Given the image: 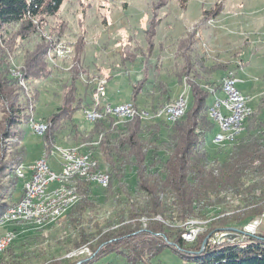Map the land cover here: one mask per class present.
I'll use <instances>...</instances> for the list:
<instances>
[{"label":"trees","instance_id":"trees-1","mask_svg":"<svg viewBox=\"0 0 264 264\" xmlns=\"http://www.w3.org/2000/svg\"><path fill=\"white\" fill-rule=\"evenodd\" d=\"M66 1L0 0V217L18 202L13 197L22 182L17 171L26 157V150L21 145L23 128L29 126L33 116L31 107L35 111L40 99L37 85L53 75L48 55L59 42L58 37L65 34L67 26L64 21L57 22L58 27L49 21L61 14ZM222 11V4L215 5L204 11V20H213ZM83 18L84 15L80 25L84 24ZM159 23L155 16L148 21L144 46L134 37L120 46L122 67L143 64V76L132 85L131 103L138 109L152 112L172 100L168 85L160 80L161 47L154 66V80L158 98L165 101L153 102L145 108L138 104L139 97L147 92L153 81L150 83L149 70L157 49L154 40ZM81 30L86 31L83 26ZM39 31L56 37L37 43L33 49L25 48L26 41ZM197 35V31L192 32L176 44V63L171 68V77L180 85L186 82L192 101L190 103L189 99L184 117L172 125L164 119L146 122L139 117L115 125V118L108 116L88 123L89 130H80L75 116L77 113L84 116V111L92 107L94 93L93 86L82 81L94 78L85 66V43L76 46L69 80L62 85L61 105L44 121L48 124L43 136L44 156L48 158L60 136L69 131L70 140L84 145V149L99 161L97 168L109 174L110 184L103 191L112 195L117 190L115 198L122 206L116 215V226L109 228L97 248H93L87 214L97 209L96 193L89 181H77L79 201L57 223L63 219L62 226L74 233L75 250L87 248L94 255L83 264H91L109 253L118 254L126 264H146L169 247L193 264H264V237L261 235L223 244L208 241L203 247L208 236L214 237L231 228L242 229L264 213V95L246 120L244 132L233 144L217 147L216 154H212L208 144L216 125L209 115L211 95L208 88L205 90L199 83L205 82L206 86L221 90V85L216 86L208 77L229 69V66L215 64L208 67L206 55L197 50ZM20 55V71L29 94L11 74ZM80 83L85 86L83 93ZM94 143L96 145H91ZM131 171L135 176L133 190L127 182ZM122 196H125L123 204L120 203ZM227 196L240 203L233 209V214L210 221L193 243H187L182 238L185 230L176 224L205 220L208 209L227 205ZM157 217L162 220H156ZM6 252L7 257L2 258L0 264H21L14 245ZM71 260L47 264L82 262Z\"/></svg>","mask_w":264,"mask_h":264},{"label":"rangeland","instance_id":"rangeland-1","mask_svg":"<svg viewBox=\"0 0 264 264\" xmlns=\"http://www.w3.org/2000/svg\"><path fill=\"white\" fill-rule=\"evenodd\" d=\"M184 0H68L63 5L61 9V14L57 18L50 19L52 26L58 27L59 22H65L67 30L65 34L58 37L59 42L55 43L53 50L49 52L48 61L53 66V75L46 81L41 82L37 85V88L40 90V99L36 105L35 111L34 107L32 108V119L35 121H43L61 105V96H62V85L69 80V69L73 63L76 46L80 43H85V66L89 71L90 77L95 79V76H105L99 70L109 72V75L112 77L115 75L110 83L107 85V94L106 100L112 104L126 103L131 101L132 87L130 85L136 79H140L143 76V64L136 63L134 65H129L126 68L121 66L120 61V46L121 44L129 43L132 38H125L127 36H132L134 39L139 42V44L144 46V27L142 24L141 18L147 14L149 18L154 16L158 19L164 18L163 16L168 17L167 22L177 21L180 24L181 21L186 19H193L196 17V7L200 2L205 3V0H187L191 5L187 11V16L183 14L179 7H183ZM207 3L217 0H206ZM221 1V0H219ZM83 3L80 7L79 4ZM223 3H215V5L223 4V11L221 18H217L214 23L211 24V29L213 31H218L224 34L227 39H230L229 44H219L214 39L211 41L207 38L205 44H197V50L199 53L206 55L207 57V66L211 67L218 63H240L239 58L246 63L245 69L237 67L236 73L238 77L246 76L248 72L253 73V76L249 77L250 81L253 82L255 78L259 80L258 84L261 86L264 92V0H222ZM88 3H90L88 7ZM101 5H104L107 9H99ZM226 6V8H225ZM176 9V10H175ZM183 9V8H182ZM81 10H87L86 12H81ZM82 15L85 18L81 19L84 24L80 25L79 21ZM163 15V16H162ZM236 15V16H235ZM235 16V17H234ZM238 20H243L242 23L248 21L249 23L245 24H227V21L233 20L232 18ZM58 22V23H57ZM85 28V33L82 32L81 27ZM164 26V24H163ZM202 26V25H201ZM192 27L185 35L197 31L198 25L189 26ZM167 31V30H166ZM164 31L161 33L158 31V36L155 38L154 42L157 45V50L154 54L153 59L151 60L150 65V83L148 85L147 92L139 97L138 104L145 108L151 103H163L165 100L158 98V93L156 92L157 82H155L154 77L156 73L154 71V66L157 63L156 57L160 49V43L164 38ZM180 33L174 34L175 38H178ZM125 35V36H123ZM182 36V39L186 36ZM49 35L48 32H38L35 35H32L25 43V48H31L39 42H48L53 38ZM198 38H200L197 35ZM207 37V36H206ZM234 37V38H231ZM166 40L164 43L165 51L163 53L162 61V71L160 74V80H163L168 85L169 89L173 90V94L181 91V88L176 84V82L171 78V68L176 63L175 58V49L177 40L176 39ZM180 39V38H179ZM180 39V40H182ZM163 42V41H162ZM246 42H250L251 45ZM62 44L68 47V54L66 56H56L55 50L58 46ZM260 44V45H259ZM54 45V44H53ZM57 46V47H56ZM246 46H251L250 48ZM220 51L223 49H232L227 52L226 56H222L225 52L221 54L215 53V49ZM52 49V48H51ZM22 63V55H20L17 61L14 62L12 69V77H15L19 74L21 76L16 78L19 80L20 85L24 91L29 94L30 90L23 78V74L20 71ZM16 75H15V74ZM18 73V74H17ZM237 75V74H236ZM118 76V77H117ZM226 78V77H225ZM93 79V80H94ZM123 79V83L121 81ZM224 79V78H223ZM222 79V80H223ZM247 80V78L245 79ZM214 81V80H212ZM84 84H90V79H85L82 81ZM216 84H219L218 81H214ZM81 92L83 93V88L85 87L81 83L79 84ZM174 88V89H173ZM186 88V87H185ZM209 90L212 88H208ZM214 89V88H213ZM183 90V89H182ZM186 90V89H184ZM182 91V93L184 92ZM215 90H217L215 88ZM171 91V90H170ZM218 91V90H217ZM252 91V90H251ZM217 95L220 92L216 93ZM251 95L252 92H249ZM261 96H256L254 99L253 105L258 104V98ZM188 100V95H185ZM179 98V97H178ZM177 98V99H178ZM249 98V106L251 103V98ZM176 99V100H177ZM190 103L192 101V95L189 94ZM175 100V101H176ZM174 102V101H173ZM172 102V103H173ZM213 102L212 97L209 98V104ZM251 108V107H250ZM138 109V108H137ZM140 111H145L138 109ZM252 112L253 109L251 108ZM36 118V119H35ZM83 114L77 113L75 116V121L79 125L86 123L83 121ZM117 120L115 125L124 124L128 121L133 120ZM31 121V120H30ZM121 121V122H119ZM152 122V121H146ZM246 125V124H245ZM24 135L22 139V146L26 150L25 162H30L32 159L44 155L45 146L44 139L33 133L31 122L29 126L23 128ZM67 132H64L62 135L66 136ZM218 131L215 130L212 135H210L211 142L208 144L210 152L213 154L218 150V148H223L213 143V138ZM165 136V135H164ZM68 137V134H67ZM70 140V138H69ZM77 145L73 143V145ZM79 144V143H78ZM96 145V143L91 144ZM74 147V146H72ZM65 148V147H64ZM69 148V147H67ZM53 148L52 154H50L48 162L51 167L55 169L56 172H59V156L58 152H55ZM220 150V149H219ZM55 153V154H53ZM216 154V153H215ZM42 157V156H41ZM95 157V156H94ZM100 158V155L97 156ZM96 162H99L96 157L94 158ZM38 160V159H37ZM36 161V160H35ZM34 161V162H35ZM102 162V160H100ZM33 162V163H34ZM99 164V163H98ZM26 167L28 165L24 164ZM127 182L133 190L135 183L134 173L131 171ZM91 183V182H90ZM94 186V192L96 193L97 199V209L95 212H88L87 220L89 225V233L92 236V245L93 248H97L101 237L107 233L109 228H114L116 215L121 205L119 201L115 198L118 194L117 190L111 195L105 188L99 187L95 183H91ZM98 186V187H97ZM23 189V182H20L17 191L14 194L13 200L18 201L21 197V191ZM125 196L121 197L120 203L124 202ZM118 202V204L116 203ZM123 204V203H122ZM240 203L235 198L227 196V205L215 206L206 212V219L203 221L192 220L188 221L185 224H176V227L179 229H184L185 232L182 234V238L187 240L188 235H193L197 233L196 238L200 236L205 231V226L212 220L219 219L233 214V209L237 207ZM229 205V206H228ZM71 211V210H70ZM68 213L66 214V216ZM64 216L63 218H65ZM156 220L161 221L160 217H157ZM254 220L247 223L245 226L253 223ZM63 219L56 224L48 225L47 227H42L32 223H18L12 224L11 226H23L26 227L25 233L17 235L14 231L9 230L8 227L5 230H1L0 233H12L14 236L15 243L11 245L15 246V252L18 255L21 264H47L49 262L55 261L56 263L61 262L67 258H72V262L75 261H88L87 259L92 258V252L87 248H82L79 250L74 249V233L64 228ZM244 226V227H245ZM264 226V225H263ZM171 227H173L171 225ZM243 227V228H244ZM239 229V230H243ZM262 228V227H261ZM261 228L255 236L259 235ZM186 236V238H185ZM195 238V240H196ZM237 241V240H236ZM242 241V240H241ZM235 242V241H234ZM246 241H244L245 243ZM243 243V244H244ZM4 257H7V252L0 256V260ZM83 264V263H82ZM91 264H126L125 260L121 258L116 253H109L98 260L94 261ZM146 264H193L190 261L184 260L179 256L172 248H165L158 256L153 258L150 262Z\"/></svg>","mask_w":264,"mask_h":264},{"label":"built area","instance_id":"built-area-1","mask_svg":"<svg viewBox=\"0 0 264 264\" xmlns=\"http://www.w3.org/2000/svg\"><path fill=\"white\" fill-rule=\"evenodd\" d=\"M60 56H66L68 54V47L62 44L61 50L58 51ZM18 74V73H17ZM221 84L225 85L226 95L228 97H233V104L229 105L230 117H219L217 116V109L220 108L221 96H216L215 92H208L211 96L216 98V117L221 126H234L236 124V119L243 118L244 105H247V96H244L236 87L237 80L233 73H229V78H225L221 81ZM108 81L105 76H95L94 80H91V86L94 88L92 107L84 111V118L88 123H95L97 116H107V114H118L121 112H128L130 114L131 109H137L135 105L131 102L112 105L108 102L106 98ZM184 95H188V89L184 90L180 94L179 100H176L175 106H166L164 111H169L171 113V121L175 115L181 113V99ZM148 115V114H147ZM171 121L168 123L171 124ZM48 130V124L44 121L35 120L34 131L36 135L43 137ZM233 138H223V136H218L217 141H225ZM80 149V148H77ZM56 152H58L59 163L63 165V171L65 172H76L71 171L70 162H79L80 170L88 168L89 161H95V159L88 156V153H84L81 149L80 158L70 157V150H64V147L56 146ZM99 163V162H96ZM21 174V181L23 182V194L18 200L16 205L11 209L10 225H12V217L18 214L27 213H41V219L48 217V209L55 207L59 202H69V201H58V194L64 193L59 192V185L61 182L58 181L57 174L51 173L48 170V160L42 158L36 160L30 167L25 168L24 166L19 167ZM99 179H105L104 175H101ZM42 190H49V197H42ZM29 199H37V207H28ZM264 224V217L256 218L252 225L249 224L243 228V234L241 235V240H247L249 236H255L258 234L260 228ZM223 232L216 233L214 237L210 238L212 244H218V240ZM197 233L193 235H188L187 243H193L195 241ZM17 237V236H10ZM186 238V236H185ZM8 242V238L0 239V249L4 244Z\"/></svg>","mask_w":264,"mask_h":264},{"label":"bare ground","instance_id":"bare-ground-1","mask_svg":"<svg viewBox=\"0 0 264 264\" xmlns=\"http://www.w3.org/2000/svg\"><path fill=\"white\" fill-rule=\"evenodd\" d=\"M61 48L62 46L60 47L58 46V48H56L55 50L56 56L59 55L58 51L61 50ZM20 76L21 74L17 75L16 78H19ZM226 78H229V75ZM209 91L215 92L216 96H221V104H220V108L217 109V116L230 117L229 105L227 104H233V97H228V95H226L225 85L221 84V90H219L220 91L219 95L216 94L218 91L215 90V88L214 89L212 88ZM211 97H212L213 102L210 106L211 108H209L210 109L209 115L213 123L216 125V128L219 129V132L215 134L213 138V143L221 147H224L229 144H233L235 140L244 132L245 126H246L245 125L246 120L252 113V110L249 106V98H247L248 104L244 105L243 118L236 119V124H234V126L224 127V126H221V124L218 122V118L216 117V114H215L216 98L215 96H211ZM177 100H179V98ZM175 105H176V101H174L173 103L166 104L162 108H159L154 112L149 111V110L140 111L138 109H131L130 114H128V112H121L120 115L107 114V116H97L95 119V122L103 120L104 118L108 116L115 118V121L127 120V119H132L135 117H139L142 121H154L155 119H164L166 122H169L171 121V113H169V111H164L165 107L175 106ZM181 106H182L181 113L178 115H175L172 118L171 124L181 119L185 115V112L188 107V100L185 95L183 96V99H181ZM34 123L35 121L32 119L31 127L33 131H34ZM218 136H223V138H233V139H228L225 141H217ZM77 148H80V149H77ZM81 149H83L84 153H88L89 157L93 159L95 158L94 155L90 151H86L84 149V145L64 148V150H70V157L72 158H80ZM55 152H56V148H55ZM43 159L48 160V158H46L45 156H43ZM59 166H60V171L56 172L55 170L52 169V167L49 165V162H48L49 172L57 174L58 181L61 182V184L59 185V192H64V193L58 194V201H69V202H59L56 204L55 207L49 208L48 217H45V219H41V213L18 214L17 216L12 217L13 225L18 224V223L28 222V223L39 225L42 227H47L48 225L56 224L62 217H64L67 213H69V211L79 201L80 197H79L77 186H76L78 180L89 181L105 189L108 188L110 184L109 174H107L105 171H102V169H98L99 167L97 168L98 163H96V161H89L88 168H84L83 170H80L79 162H70L71 171H76L73 173L63 171V165L61 163H59ZM101 175H104L105 179H99ZM17 176L21 180V174L19 170L17 171ZM42 197H49V190H42ZM13 207H11V209H13ZM28 207H37V199H29ZM11 209H8L7 212L3 216L0 217V232L1 230H4L8 226H10V220H7V219L10 217ZM261 215H262L261 217H264V213ZM10 236H14V235L12 233H0V239L8 238V242H6L4 246L2 247V249H0V256L3 255L13 243L14 237H10Z\"/></svg>","mask_w":264,"mask_h":264},{"label":"crops","instance_id":"crops-1","mask_svg":"<svg viewBox=\"0 0 264 264\" xmlns=\"http://www.w3.org/2000/svg\"><path fill=\"white\" fill-rule=\"evenodd\" d=\"M190 2V1H189ZM187 0H184L183 2H182V4H183V9L182 8H180L179 7V9H180V11L183 13V14H185L186 16H187V11L189 10V7H190V3H189ZM208 1H206L205 0V3H202V2H200V4L198 3L197 4V9H196V17H194L193 19H189V20H185V21H181L180 22V24H178L177 23V21H175V22H167L166 21V19L168 18V17H166V16H163L164 18L162 19V18H160V17H158V20L160 21V23H159V26H158V29H157V36H158V31L161 33V31L163 30L164 32V39L165 40H162L161 42H159L160 43V48L162 47V51H163V53H164V51H165V47H164V43H166L165 41L166 40H171V39H174L176 36H174V34H175V32L176 33H180L179 35V37L178 38H175L177 41H179L180 39H182V36H184L192 27H189V26H192V25H198L199 24V27L200 28H198L197 29V34H198V36L200 37V38H198V43L199 44H205V40L208 38L210 41H211V39H214L217 43H219V44H222V43H225V44H229L230 43V39H227V37L224 35V34H222V33H220V32H218V31H213L212 29H211V24L212 23H214V21L213 20H215V19H217L218 17L219 18H221V16L223 15L222 14V12L219 14V16H217L215 19H213V20H210V21H205L204 20V11H206V10H210L213 6H214V4L215 3H223L222 2V0L221 1H219V0H217V1H211L210 3H207ZM90 3H88V7L90 6L89 5ZM80 5V7L83 5V3L81 2V4H79ZM223 5V4H222ZM225 8H226V6H225ZM100 10L101 9H107L104 5H101V7L99 8ZM224 9V8H223ZM176 10V9H175ZM236 16V15H235ZM234 16V17H235ZM232 18L233 20H230V21H227L226 23L227 24H245L246 22L247 23H249L248 21H245V23H242L243 22V20H236L235 18ZM218 18V19H219ZM150 19H152V18H149V16L147 15V14H145V16H143L142 18H141V20H142V25L144 26V27H146L147 26V24H148V21L150 20ZM217 19V20H218ZM163 24H164V26H163ZM202 25V26H201ZM145 30V29H144ZM167 30V31H166ZM123 36H125V35H123ZM186 36V35H185ZM207 36V37H206ZM125 38H132V36L130 37V36H127V37H125ZM180 38V39H179ZM231 38H234V37H231ZM248 45L250 44L251 45V43L250 42H246ZM260 45V44H259ZM246 47H248V46H246ZM251 46H249L248 48H250ZM217 49L218 48H216L215 49V53H219V54H221L222 55V53L223 52H225L222 56H226V54H227V52H229V51H231L232 49H223V48H221L220 49V51H217ZM157 50V49H156ZM160 49H159V51H158V55L160 54ZM175 51H176V49H175ZM157 55V56H158ZM163 54H161V56H162ZM163 57V56H162ZM239 61H240V63H218V64H223V65H228L229 66V69H226V70H224V69H222V70H220V71H218V72H216V73H214L211 77H208L209 79H211V82H213V83H215L216 84V82H214V81H218L219 82V84H216V86H220L221 85V81H222V79L223 78H225L229 73H233L234 74V77H235V79L237 80V84H236V87H237V89L244 95V96H247V97H250L251 98V103H250V107L253 109V111H254V108L256 107V106H254L253 105V103H254V101H256V99H254L256 96H261L262 94H264V92H263V90H260V89H262L261 88V86L258 84V82H259V80L257 81V79L258 78H255V80H253V82H251L250 81V79H249V77H251V75L253 76V73H250V72H248L247 73V75L246 76H243V77H238L239 75H238V73H236V68L237 67H240V68H243V70L245 69V65H246V63H244V61H242L240 58H239ZM102 73V72H101ZM103 75H105V77L106 78H110V79H107V81H108V84L110 83V81L113 79V78H115V75L112 77L111 75H109V72H106V71H104L103 73H102ZM237 74V75H236ZM118 77V76H117ZM172 78V77H171ZM247 78V80H245ZM174 80V79H173ZM212 80H214V81H212ZM121 81H122V83H123V79H121ZM175 81V80H174ZM176 82V81H175ZM134 83V82H133ZM176 84L181 88V91H179L178 90V92H176L175 94H173V90L172 89H170L171 91V93H170V96H171V102L170 103H172L173 101H175L179 96H180V94L182 93V91L184 90V89H188V102H189V94H190V88H189V86L186 84V82L184 81V84L183 85H180V84H178L177 82H176ZM133 85V84H132ZM132 85H130V87H132ZM199 85L202 87V88H204L205 90H207V88H216L215 86H206V83L205 82H201V83H199ZM186 87V88H185ZM174 89V88H173ZM183 89V90H182ZM217 89V88H216ZM220 89V88H219ZM218 89V90H219ZM252 90V91H251ZM218 92H220V91H218ZM249 92H252V94L250 95L249 94ZM143 96V95H142ZM91 99H89V101H90ZM163 100H165V99H163ZM258 100H259V98H258ZM128 102H131V101H128ZM125 103V102H124ZM127 103V102H126ZM112 104V103H111ZM118 104H123V103H118ZM118 104H116V105H118ZM112 105H115V104H112ZM211 106V105H210ZM84 117V116H83ZM36 119V118H35ZM41 119H44L43 121H45V117L44 118H41ZM83 121H85V118H83ZM87 122V121H86ZM213 122V121H212ZM88 123V122H87ZM170 124V123H169ZM172 125V124H171ZM79 128H80V130H82V131H87V130H89V126H87L86 125V123H84L83 125H79ZM215 130H217L218 132H219V129L218 128H216ZM217 132V133H218ZM69 132H67V134H68ZM166 133H167V131H166ZM216 133V134H217ZM67 134H66V136H63V135H61L60 136V138H59V140H58V143H57V145L56 146H60V147H65V148H67V147H72V146H76L75 144L73 145V143L74 142H72L71 140H69V137H67ZM165 135V134H164ZM22 145V144H21ZM52 152H53V150H52ZM52 154V153H51ZM45 155V154H44ZM44 155H41L42 157L44 156ZM41 156H39V157H36V158H34V159H32L30 162H24V164H26V165H28L27 167L24 165V164H22V166H24L25 168H28V167H30L32 164H33V162L35 161V160H37V159H40V158H42ZM46 156V155H45ZM49 158V157H48ZM58 166H59V163H58ZM52 169L53 170H55L53 167H52ZM59 171H60V166H59ZM21 198V197H20ZM264 225V224H263ZM262 225V228H261V232L259 233V236L261 235V236H263L264 237V226ZM8 229L9 230H12V231H14L17 235H21L22 233H25V232H27L26 231V227H23V226H11V227H8ZM5 230V229H4Z\"/></svg>","mask_w":264,"mask_h":264},{"label":"water","instance_id":"water-1","mask_svg":"<svg viewBox=\"0 0 264 264\" xmlns=\"http://www.w3.org/2000/svg\"><path fill=\"white\" fill-rule=\"evenodd\" d=\"M244 232L239 230V229H236V228H231L227 231H224L223 234L220 236L219 240H218V243L219 244H223L225 242H234L236 240H239L241 235L243 234ZM211 236H208L205 241H204V244H203V247H205V245L208 243V241L210 240ZM84 263L83 262H80L79 264H82Z\"/></svg>","mask_w":264,"mask_h":264}]
</instances>
